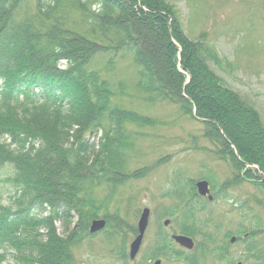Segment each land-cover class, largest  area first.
Returning a JSON list of instances; mask_svg holds the SVG:
<instances>
[{"label":"trees","instance_id":"16d2710c","mask_svg":"<svg viewBox=\"0 0 264 264\" xmlns=\"http://www.w3.org/2000/svg\"><path fill=\"white\" fill-rule=\"evenodd\" d=\"M124 60L134 68L142 100L170 103L197 122L207 149L231 173L219 183L215 171L203 166L212 201L197 194L195 179L175 173L144 259L176 253L162 218L216 250L221 232L210 206L218 198L234 199L232 186L249 182L252 200L264 209V119L214 69L212 64L228 62L205 35L185 33L172 3L0 0V178L15 192L13 206L0 205V249L14 250L20 263L77 264L84 242L111 231L107 239L120 238L128 264L126 242L136 225L118 206L111 210V202L120 186L149 173L148 166L130 165V151L137 129L160 121L115 102L123 83L115 89L111 76ZM190 137L191 149H206ZM234 203L241 215L253 211L248 201ZM252 217L254 225L243 217L236 232L222 235L239 241L246 234L247 259L264 264V227L258 215ZM97 218L105 228L91 233Z\"/></svg>","mask_w":264,"mask_h":264},{"label":"rangeland","instance_id":"374dc122","mask_svg":"<svg viewBox=\"0 0 264 264\" xmlns=\"http://www.w3.org/2000/svg\"><path fill=\"white\" fill-rule=\"evenodd\" d=\"M167 1L174 5L184 31L190 38L196 39L204 34L205 40L220 57L226 59L228 63L222 62L221 67L212 66L231 87L255 106L264 119V0ZM111 82L115 89H118V83H123L115 102L160 121L155 127L137 129L139 133L134 135V146L130 151V165L133 168L148 166L149 173L120 186L111 202V210L118 206L127 221L135 225L142 208L151 210L140 250L135 259L128 258V264H149L143 257L144 250L157 228L161 205L169 202L163 193L171 185L175 173L184 172L185 177L198 180L205 170L204 166L215 171L217 181L221 183L230 177V168L207 149L210 148L209 144L200 138L201 126L197 122L183 116L170 103L148 105L142 100V94L134 86V68L128 60L119 63L111 76ZM191 134L197 136L199 145L206 149H191ZM3 178H0V205L13 206L14 189ZM229 193L234 199L218 198L210 206L220 225L219 235L226 230L236 232L243 217L247 221L246 225H254V215L260 217L264 227V209L252 200L254 191L249 182L230 187ZM235 200L248 201L253 211L241 215ZM164 219H160L161 224ZM56 226L58 233L64 235L61 223L57 222ZM108 233L95 234L89 238V242H84L77 250L76 263L124 264L120 254V238L114 236L109 240ZM133 237L126 242L127 253ZM0 254L3 255L0 264H22L12 249H0Z\"/></svg>","mask_w":264,"mask_h":264},{"label":"flooded vegetation","instance_id":"af4514ba","mask_svg":"<svg viewBox=\"0 0 264 264\" xmlns=\"http://www.w3.org/2000/svg\"><path fill=\"white\" fill-rule=\"evenodd\" d=\"M202 179L204 178L198 180H202ZM196 182L197 180L195 181V188H196ZM209 188L211 193L212 189L210 183H209ZM211 194L213 195V193ZM204 198L207 197L205 196ZM163 222H162L163 228L166 231L169 239L171 240L173 249L176 250V253L170 251L167 258L159 257L154 260H148L149 264H153L158 259L161 262L160 264H164V262H168L169 264H179L181 262L183 264H236L238 262H240L241 264H250V262H252L253 264H258L251 261V259L249 260L247 259L248 253L245 250L247 244L241 241V239L247 237L246 234L241 235L240 237L241 239L239 241L237 239L238 237L234 234L228 237L224 235H217L215 237L216 244L214 245L215 248H217L216 250H209L212 247V245L207 244L201 238L189 236L193 240V247L192 249H186L173 240L172 235L182 234V233H179L173 227L171 220L168 225H164ZM232 238H234L233 241ZM226 245H228V248L226 250H222V248ZM129 260H133V259H129Z\"/></svg>","mask_w":264,"mask_h":264},{"label":"water","instance_id":"95a60500","mask_svg":"<svg viewBox=\"0 0 264 264\" xmlns=\"http://www.w3.org/2000/svg\"><path fill=\"white\" fill-rule=\"evenodd\" d=\"M196 189H197V193L200 196L203 197H207L208 200H212L213 199V195L210 193V188H209V183L207 180L202 179V180H198L196 182ZM149 216H150V209L148 207H144L142 208L140 215L138 217L137 220V234L135 235V237L132 239V241L129 244V258L130 259H134L137 255V253L140 250L143 238H144V234L148 225V220H149ZM170 222L169 219H165L164 220V225H168ZM105 226V220L103 218H97V219H93L90 223L89 226V231L91 233H95L101 229H103ZM173 240L178 243L179 245H181L182 247L186 248V249H192L193 247V240L184 234H174L172 235ZM234 240V238H232V241ZM160 260H156L153 264H160ZM236 264H241L240 262L236 263Z\"/></svg>","mask_w":264,"mask_h":264}]
</instances>
